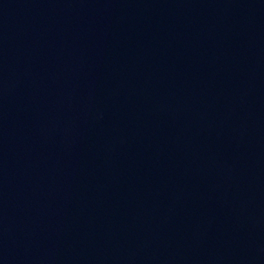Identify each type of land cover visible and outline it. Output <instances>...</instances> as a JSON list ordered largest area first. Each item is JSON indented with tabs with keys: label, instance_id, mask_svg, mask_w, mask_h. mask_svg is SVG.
<instances>
[{
	"label": "water",
	"instance_id": "1",
	"mask_svg": "<svg viewBox=\"0 0 264 264\" xmlns=\"http://www.w3.org/2000/svg\"><path fill=\"white\" fill-rule=\"evenodd\" d=\"M0 264H264V0H0Z\"/></svg>",
	"mask_w": 264,
	"mask_h": 264
}]
</instances>
